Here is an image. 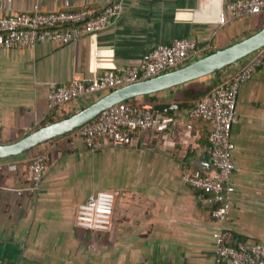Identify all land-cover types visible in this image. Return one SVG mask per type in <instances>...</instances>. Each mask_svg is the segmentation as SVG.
<instances>
[{"label":"crops","instance_id":"crops-1","mask_svg":"<svg viewBox=\"0 0 264 264\" xmlns=\"http://www.w3.org/2000/svg\"><path fill=\"white\" fill-rule=\"evenodd\" d=\"M114 0H0L6 13L96 8ZM234 0H122L109 28L67 45L47 42L32 50L0 48V144L15 142L46 121L47 93L72 81L90 82L143 64L157 44L195 39L203 56L264 27V15L226 22ZM202 56V57H203ZM240 60L209 76L137 103L169 114L177 124L160 134L141 133L130 146L88 149L71 134L44 143L48 163L32 191L26 164L31 154L1 163L0 260L21 264H214L213 233L230 229L247 244L264 246V64L237 92L229 220L212 217L219 198L187 186L184 172H212L206 154L211 126L191 120L190 109L241 67ZM97 97L61 107L72 115ZM190 124L191 129H186ZM39 146V147H41ZM114 194L111 229L95 233L74 225L76 207L90 194Z\"/></svg>","mask_w":264,"mask_h":264},{"label":"built area","instance_id":"built-area-1","mask_svg":"<svg viewBox=\"0 0 264 264\" xmlns=\"http://www.w3.org/2000/svg\"><path fill=\"white\" fill-rule=\"evenodd\" d=\"M122 13V0L96 8L81 5L78 9L43 12L6 13L0 6V48L32 50L42 43L67 45L84 35L95 34L113 25ZM226 22L254 15H264V0H234L226 6ZM207 48L199 47L195 39L176 38L168 44H157L147 53L140 66L121 72L109 71L90 82L72 81L64 87H55L47 93V115H59L61 107L78 101L104 95L114 89L173 71L201 58ZM264 64V46L245 58L241 67L228 80L214 86L190 109L191 120L209 122L211 132L206 149L212 172L199 170L184 172L182 181L204 194L219 198L212 217L221 223L229 220L234 188L231 175L234 144L230 139L232 125L237 121L236 97L239 87ZM177 124L169 114H159L139 103L130 101L116 104L101 112L94 120L79 127L71 135L88 149L104 146H130L137 134L163 133ZM186 129H191L187 124ZM48 163L47 154L31 156L26 164L30 189L36 191ZM6 169L16 171V164L0 162V174ZM110 191L90 193L75 210L74 225L95 233L110 231L114 205ZM214 264H264V246L241 242L228 228L213 233ZM0 264H21L0 260Z\"/></svg>","mask_w":264,"mask_h":264},{"label":"water","instance_id":"water-1","mask_svg":"<svg viewBox=\"0 0 264 264\" xmlns=\"http://www.w3.org/2000/svg\"><path fill=\"white\" fill-rule=\"evenodd\" d=\"M263 46L264 27L224 49L214 51L183 67L114 89L66 118L40 126L15 142L0 144V160L28 153L50 140L71 134L116 104L168 90L216 73L247 58Z\"/></svg>","mask_w":264,"mask_h":264},{"label":"trees","instance_id":"trees-1","mask_svg":"<svg viewBox=\"0 0 264 264\" xmlns=\"http://www.w3.org/2000/svg\"><path fill=\"white\" fill-rule=\"evenodd\" d=\"M213 87H211L210 89H209V91L212 89ZM208 91V92H209ZM207 92V93H208ZM206 93V94H207ZM205 94V95H206ZM204 96V95H203ZM202 96V97H203ZM131 102H133V103H137V101L135 100V99H132L131 100ZM149 108V107H148ZM151 109V108H150ZM153 112H155L154 111V109H151ZM69 116V114H63V115H49L48 117H47V119H46V121L45 122H43L42 124H41V126H44V125H46V124H50V123H52V122H55V121H57V120H60V119H63V118H66V117H68ZM52 140H50V141H48V142H51ZM48 142H46V143H48ZM45 143V144H46ZM44 145V144H43ZM41 148H42V146L41 147H37L36 149H33L32 151H30L28 154H31V156H33L35 153H38V152H40V150H41ZM30 156V157H31ZM2 161H4V160H0V162H2Z\"/></svg>","mask_w":264,"mask_h":264},{"label":"rangeland","instance_id":"rangeland-1","mask_svg":"<svg viewBox=\"0 0 264 264\" xmlns=\"http://www.w3.org/2000/svg\"><path fill=\"white\" fill-rule=\"evenodd\" d=\"M29 153V152H28Z\"/></svg>","mask_w":264,"mask_h":264}]
</instances>
